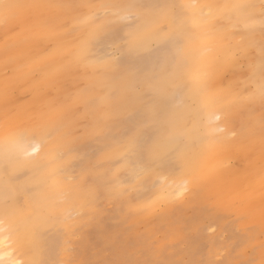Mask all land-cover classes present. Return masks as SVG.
<instances>
[{"label":"bare ground","instance_id":"obj_1","mask_svg":"<svg viewBox=\"0 0 264 264\" xmlns=\"http://www.w3.org/2000/svg\"><path fill=\"white\" fill-rule=\"evenodd\" d=\"M93 1L0 6V264H65L60 251L69 226L62 217L74 205L90 207L99 194L125 208L119 184L136 163L143 176L135 195L150 209L154 189L174 200L180 187L188 192L225 169L233 151L229 187L244 190V181L257 193L256 213L264 210V48L252 54L264 23L257 1ZM103 9L110 13L98 19ZM127 12L135 20H125ZM106 41L120 47L127 66L106 57ZM131 111L143 113L135 145L121 136ZM234 121L241 141L246 135L236 146ZM43 128L49 133L41 137ZM88 164L95 169L86 171ZM68 166H78L80 177L63 188ZM163 174L168 179L159 183ZM187 198L195 202L197 194Z\"/></svg>","mask_w":264,"mask_h":264},{"label":"rangeland","instance_id":"obj_2","mask_svg":"<svg viewBox=\"0 0 264 264\" xmlns=\"http://www.w3.org/2000/svg\"><path fill=\"white\" fill-rule=\"evenodd\" d=\"M256 1L259 13H264L262 0ZM109 13V9H103L97 18L104 19ZM125 14L128 22L137 16ZM255 38L254 55L258 54V49L264 48V23L256 31ZM4 42V36L0 35V45ZM102 51L108 59L121 57L120 47L110 41L102 44ZM246 66L245 60L239 64L242 72ZM11 71L10 66L3 69L7 75ZM241 88L244 94L249 91L247 84H242ZM259 108L261 124L264 125V103ZM236 124L237 121L232 123L235 129L230 136L235 146L246 139L243 135L241 141L239 125ZM95 152V145L87 148L89 155ZM228 154L232 155L225 161V169L213 173L212 177L201 178L197 185L192 183L181 199L163 200L157 195L159 191L154 189L149 195L150 209L135 195V184L143 176L135 173L141 164L136 163L129 179L119 184L123 190L120 203L125 208L117 209L115 199L99 194L90 207L77 204L68 209V216H61L69 226L61 242V258L65 264H264V210L256 213L252 200L254 202L257 193L244 181L239 183L244 190L229 187L235 180L229 169L237 159H233V151ZM94 169L88 164L86 171ZM66 170L62 186L73 187L80 177L79 168L68 166ZM87 179L90 181L89 176ZM167 179L168 175L163 174L157 181L162 183ZM219 184H227L228 189L222 187L220 190ZM193 194H197V199L190 202L187 197ZM64 201V194L58 193V204Z\"/></svg>","mask_w":264,"mask_h":264},{"label":"snow or ice","instance_id":"obj_3","mask_svg":"<svg viewBox=\"0 0 264 264\" xmlns=\"http://www.w3.org/2000/svg\"><path fill=\"white\" fill-rule=\"evenodd\" d=\"M262 4H264V0H262ZM0 6L4 7L5 9H8L9 7H11L10 5L2 4V0H0ZM159 7L161 8L162 11L166 12L167 9H169L171 6L160 5ZM176 15H179V13H177ZM161 30H163V29H161ZM97 39L99 40L100 38L98 37ZM118 61L122 65H125V66L128 65V59L126 57H119ZM262 93H264V85H262ZM142 115H143V113L131 111L127 114V116L125 118L126 126L121 130V136L125 139H128L130 144L135 145V144L139 143V138L136 135V123L142 117ZM217 119H219V117H217ZM48 133H49V129L43 128V129L38 130V132L36 134L41 136V137H44V136H47ZM29 146L31 147V150L33 153H35L39 150V144L38 143H33ZM123 155H125V153H122L121 157ZM121 157H117V159H119ZM185 192H186V187H180L175 192L174 199H177V200L181 199L184 196ZM0 223H2V222H0Z\"/></svg>","mask_w":264,"mask_h":264}]
</instances>
